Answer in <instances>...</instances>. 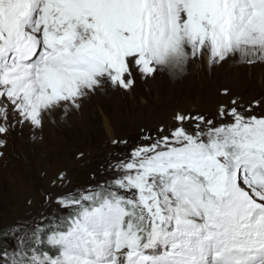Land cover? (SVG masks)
Masks as SVG:
<instances>
[{"label":"snow or ice","instance_id":"snow-or-ice-1","mask_svg":"<svg viewBox=\"0 0 264 264\" xmlns=\"http://www.w3.org/2000/svg\"><path fill=\"white\" fill-rule=\"evenodd\" d=\"M228 60L264 62V0H0V149L99 93ZM110 149L102 179L60 173L0 228V264H264V98L176 109Z\"/></svg>","mask_w":264,"mask_h":264},{"label":"rangeland","instance_id":"rangeland-1","mask_svg":"<svg viewBox=\"0 0 264 264\" xmlns=\"http://www.w3.org/2000/svg\"><path fill=\"white\" fill-rule=\"evenodd\" d=\"M224 89L230 96L221 95ZM232 97L244 105L264 98V62L248 66L228 60L212 67L194 62L177 78L164 72L139 82L130 93L94 95L78 112L55 113L42 131L14 132L0 149V228L39 209L42 192L65 190L52 187L60 173L72 188L94 183L93 173L102 179L98 169L113 137L134 143L140 127L167 123L176 109L213 112Z\"/></svg>","mask_w":264,"mask_h":264},{"label":"bare ground","instance_id":"bare-ground-1","mask_svg":"<svg viewBox=\"0 0 264 264\" xmlns=\"http://www.w3.org/2000/svg\"><path fill=\"white\" fill-rule=\"evenodd\" d=\"M108 127V126H107Z\"/></svg>","mask_w":264,"mask_h":264}]
</instances>
